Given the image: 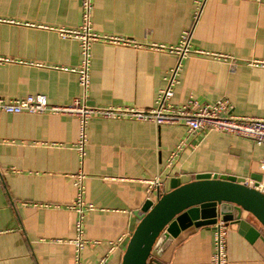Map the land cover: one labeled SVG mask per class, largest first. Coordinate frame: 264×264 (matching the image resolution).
Returning a JSON list of instances; mask_svg holds the SVG:
<instances>
[{"label":"crops","instance_id":"1","mask_svg":"<svg viewBox=\"0 0 264 264\" xmlns=\"http://www.w3.org/2000/svg\"><path fill=\"white\" fill-rule=\"evenodd\" d=\"M93 5L100 33L142 45H175L191 28L194 48L236 60L232 68L209 55L186 59L174 103L191 96L202 103L226 98L237 116L264 115V0H206L196 22L195 0H93ZM81 22V0H0V96L42 93L58 105L79 98L93 107H154L177 57L95 42L85 94L77 74L64 70L80 64V42L55 30ZM79 133L74 115L0 111V264L76 263L77 213L69 206L77 196L73 174L82 168L86 200L95 206L84 219L82 264L101 259L122 264L139 223L135 213L167 191L172 177L185 183L200 173L248 182L262 176L264 147L235 134L190 135L184 124L94 116L82 163ZM182 142L185 147L170 164ZM155 180L162 186H152ZM243 217L260 236L228 222V264H264V228L250 213L244 211ZM213 252V226L192 225L153 257L160 264H211Z\"/></svg>","mask_w":264,"mask_h":264},{"label":"built area","instance_id":"2","mask_svg":"<svg viewBox=\"0 0 264 264\" xmlns=\"http://www.w3.org/2000/svg\"><path fill=\"white\" fill-rule=\"evenodd\" d=\"M206 0H195L196 8L194 13V22L201 14ZM82 22L74 28L58 27L55 30L62 38L77 39L80 42L82 60L77 67L64 70L77 74L80 85L87 94L91 84V64H92V45L95 42L107 44L132 46L144 48L153 51L165 52L177 57L176 64L169 69L164 77V86L160 89L156 105L148 110H142L133 107H93L86 103V99H75L70 105H58L49 101L48 96L42 93L30 94L25 97H14L5 99L0 96V111L6 113H52L62 115H74L79 120L80 133L77 141V150L79 151L82 163L85 161L86 146L88 143L89 121L94 116H101L111 119H132L138 121H150L155 124H184L190 135L206 134L209 131L226 132L235 134L253 140L258 145L264 147V115L260 117H241L233 114V105L226 99H218L215 102L202 103L195 97L182 103L176 104L172 101L175 89L180 83L183 71V63L192 55H209L214 59H223L230 62L232 68L236 65V60L227 54L218 52H209L203 49L194 48L191 40L192 29H185L180 40L175 45H166L162 43H149L142 45L134 40L119 37L116 35L104 34L98 32L93 22V0H81ZM8 60V59H6ZM264 66V61L261 62ZM86 98V95H85ZM186 142L178 145L173 151L170 164L179 156L180 151L185 147ZM262 179L258 183V188L264 190V154L261 161ZM74 185L77 188L76 199L70 204L69 208L77 213L75 222L76 237V263L81 262V251L85 247L87 240L84 237V219L89 211L95 209L93 203L86 200V179L87 174L82 168L73 174ZM248 182V181H247ZM255 185V180L248 182ZM160 180L152 181V186H162ZM214 231V252L211 257V264H228L227 235L228 222L219 218L213 225ZM125 236L118 239L114 244H121ZM115 247V245H113ZM105 259H101L96 264H104Z\"/></svg>","mask_w":264,"mask_h":264},{"label":"water","instance_id":"3","mask_svg":"<svg viewBox=\"0 0 264 264\" xmlns=\"http://www.w3.org/2000/svg\"><path fill=\"white\" fill-rule=\"evenodd\" d=\"M234 175L200 173L182 183L172 177L169 189L159 192L156 201L148 199L128 241L122 264H160V256L182 230L196 226H213L219 218L239 223L250 236L260 231L243 217L250 213L264 228V190Z\"/></svg>","mask_w":264,"mask_h":264}]
</instances>
